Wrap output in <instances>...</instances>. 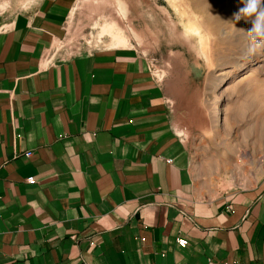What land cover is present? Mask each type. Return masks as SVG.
I'll list each match as a JSON object with an SVG mask.
<instances>
[{"label": "crops", "instance_id": "obj_1", "mask_svg": "<svg viewBox=\"0 0 264 264\" xmlns=\"http://www.w3.org/2000/svg\"><path fill=\"white\" fill-rule=\"evenodd\" d=\"M74 1L0 9V264H264V180L197 178L148 57L48 56Z\"/></svg>", "mask_w": 264, "mask_h": 264}, {"label": "rangeland", "instance_id": "obj_2", "mask_svg": "<svg viewBox=\"0 0 264 264\" xmlns=\"http://www.w3.org/2000/svg\"><path fill=\"white\" fill-rule=\"evenodd\" d=\"M31 0H0L17 10ZM240 0H75L50 58L129 47L168 83L193 173L209 190L264 180V48ZM235 25V26H234Z\"/></svg>", "mask_w": 264, "mask_h": 264}, {"label": "clouds", "instance_id": "obj_3", "mask_svg": "<svg viewBox=\"0 0 264 264\" xmlns=\"http://www.w3.org/2000/svg\"><path fill=\"white\" fill-rule=\"evenodd\" d=\"M240 3L243 7L234 14V19L237 22L251 19L252 27L247 33L253 41L250 52H256L264 48V0H240Z\"/></svg>", "mask_w": 264, "mask_h": 264}, {"label": "built area", "instance_id": "obj_4", "mask_svg": "<svg viewBox=\"0 0 264 264\" xmlns=\"http://www.w3.org/2000/svg\"><path fill=\"white\" fill-rule=\"evenodd\" d=\"M28 154V153H27ZM29 182H32L33 181V177L32 176H29L28 178H26ZM177 242H178V244H180V245H184L185 243H186V239L185 238H183V237H178L177 238Z\"/></svg>", "mask_w": 264, "mask_h": 264}]
</instances>
